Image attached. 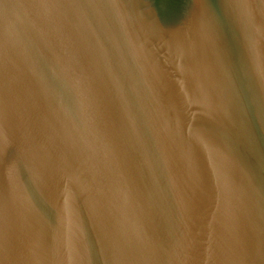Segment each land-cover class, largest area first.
<instances>
[{"label":"water","instance_id":"95a60500","mask_svg":"<svg viewBox=\"0 0 264 264\" xmlns=\"http://www.w3.org/2000/svg\"><path fill=\"white\" fill-rule=\"evenodd\" d=\"M0 264H264V0H0Z\"/></svg>","mask_w":264,"mask_h":264}]
</instances>
